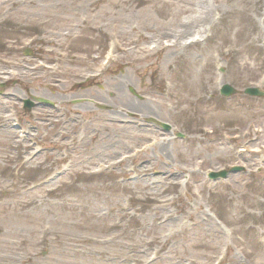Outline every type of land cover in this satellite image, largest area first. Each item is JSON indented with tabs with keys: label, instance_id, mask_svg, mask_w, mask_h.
<instances>
[{
	"label": "rangeland",
	"instance_id": "rangeland-1",
	"mask_svg": "<svg viewBox=\"0 0 264 264\" xmlns=\"http://www.w3.org/2000/svg\"><path fill=\"white\" fill-rule=\"evenodd\" d=\"M203 1L0 0V264H264V0Z\"/></svg>",
	"mask_w": 264,
	"mask_h": 264
},
{
	"label": "bare ground",
	"instance_id": "bare-ground-1",
	"mask_svg": "<svg viewBox=\"0 0 264 264\" xmlns=\"http://www.w3.org/2000/svg\"><path fill=\"white\" fill-rule=\"evenodd\" d=\"M200 3H201V12H202V16L199 17V19L197 18H193V21H191V23H193V25L195 24V20L197 22H200V21H203L204 19L207 18L208 16V13L205 12V10L203 9V6L206 5V2H204L203 0H200ZM190 21H184L181 25L182 26H187L186 23H188ZM188 27V26H187ZM204 32V26H199L197 27L194 31H192L189 35L185 36L183 39L181 38H175V37H164L165 41L160 43V45H157V44H154V46H151L150 48H147L146 50L144 48H137L135 50H133V54H135V59L136 60H142L144 59L146 56H148V53L149 51H151L152 49H155V48H159V47H163V48H166L167 51H171V50H174L175 48H178V47H181V46H186L188 44H191L193 43V34H202ZM153 44V42H152ZM134 47V46H133ZM129 50H132V49H128L127 51ZM125 110H127L128 108L127 107H124ZM115 112V110H114ZM116 113V112H115ZM143 115V114H142ZM146 115V114H144ZM12 131L8 130L7 131V134H11ZM165 148L163 143H161V145L158 147V150L159 151H165ZM104 169L103 166H101V168L97 169L95 172H102ZM172 184H174L173 182H171ZM168 188H166L165 190L167 189H170L171 187H175L174 185L172 186H167ZM145 199L151 201V202H154V203H157V202H160L156 197H153L152 195H149V193L145 196ZM155 240L151 241V242H154Z\"/></svg>",
	"mask_w": 264,
	"mask_h": 264
},
{
	"label": "water",
	"instance_id": "water-1",
	"mask_svg": "<svg viewBox=\"0 0 264 264\" xmlns=\"http://www.w3.org/2000/svg\"><path fill=\"white\" fill-rule=\"evenodd\" d=\"M234 92L235 90L228 84H223L220 88V93L225 96H229L233 94ZM244 93H247L249 95H257V96L263 94L262 92H259L256 88H246L244 90ZM162 126H164L165 129L169 128V125L167 124H162ZM240 169L241 167L233 166L229 170H220L217 172H210L208 176L212 179L224 178L228 172H236V171H239Z\"/></svg>",
	"mask_w": 264,
	"mask_h": 264
},
{
	"label": "flooded vegetation",
	"instance_id": "flooded-vegetation-1",
	"mask_svg": "<svg viewBox=\"0 0 264 264\" xmlns=\"http://www.w3.org/2000/svg\"><path fill=\"white\" fill-rule=\"evenodd\" d=\"M25 105H26V103H25V102H22V108H24V109H26V110H30V109L33 107V104H31L29 107H26ZM156 127H157V126H156ZM157 128H158V127H157ZM15 131H16L17 133H19V135L22 137L20 143H24V141L26 140V137H31V134H32V131H29V130H27V129H23V128H21L20 123H18V126L15 128ZM12 132H13V131H12ZM35 132H38V130L36 129ZM11 135H12V133H11ZM17 137H18V136H17ZM29 140H30V139H29ZM29 140H27V141L29 142ZM32 142L36 143L34 140H33Z\"/></svg>",
	"mask_w": 264,
	"mask_h": 264
}]
</instances>
